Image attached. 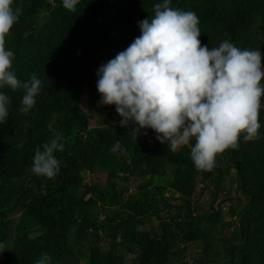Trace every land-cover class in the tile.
Wrapping results in <instances>:
<instances>
[{
	"label": "trees",
	"instance_id": "16d2710c",
	"mask_svg": "<svg viewBox=\"0 0 264 264\" xmlns=\"http://www.w3.org/2000/svg\"><path fill=\"white\" fill-rule=\"evenodd\" d=\"M158 3L80 0L70 12L62 0H14L23 14L6 37L11 71L21 82L35 73L43 87L27 114L19 111L23 89H0L11 100L0 122V243L9 249L0 264H36L43 253L52 264H264V97L259 138L242 134L211 172L195 169L194 141L172 151L151 129L121 127L115 105L98 106L97 69L140 35L138 21L153 17ZM170 7L195 12L202 45L229 40L264 54V0H170ZM56 134L64 145L54 153L58 175H34L35 150ZM94 172L106 173L104 185L85 181ZM198 176L213 188L212 211L203 214L189 200ZM228 178L234 218L223 222L214 203ZM129 182L136 192L126 195ZM153 218L158 223L143 228ZM196 241L198 257L186 260L185 245Z\"/></svg>",
	"mask_w": 264,
	"mask_h": 264
},
{
	"label": "clouds",
	"instance_id": "9594fccd",
	"mask_svg": "<svg viewBox=\"0 0 264 264\" xmlns=\"http://www.w3.org/2000/svg\"><path fill=\"white\" fill-rule=\"evenodd\" d=\"M79 2L62 0V5L74 12ZM13 4L0 0V89H23L19 111L27 114L43 82L35 73L21 82L11 71L14 53L6 48V37L23 14V6ZM199 24L195 12L174 9L170 0L155 4L154 16L138 21L140 35L97 69V103L115 105L121 127L131 121L135 132L151 129L172 151L194 141L195 169L211 172L218 155L238 148L242 134L245 141L259 138L264 54L229 40L214 48L202 45ZM10 103L0 91V122L7 121ZM63 150L62 134H56L35 150L31 172L55 179L60 162L54 153ZM6 250L0 243V258ZM36 264H52V258L43 253Z\"/></svg>",
	"mask_w": 264,
	"mask_h": 264
},
{
	"label": "rangeland",
	"instance_id": "374dc122",
	"mask_svg": "<svg viewBox=\"0 0 264 264\" xmlns=\"http://www.w3.org/2000/svg\"><path fill=\"white\" fill-rule=\"evenodd\" d=\"M85 94V92H84ZM81 106L84 109H87L90 107V101L87 99H83L81 100ZM264 107V104L263 106ZM97 121L96 118H91L90 119V125H96ZM117 147L114 148V150H116ZM233 171V169L231 170ZM89 172V171H87ZM85 181L89 182V181H94L96 182L98 185H104L106 182V173L104 172H94V173H87L86 177H85ZM136 181L138 182L139 180L136 179ZM235 185H233L229 178L228 180L226 179L223 184L221 185L220 191L221 193L217 195V200L215 201L214 205L218 206V208L221 210L222 212V216L220 217L221 221H231V219H233L234 217H231L229 214V207L230 205H234V202L229 201L228 198L229 197H233L236 194V190L234 188ZM213 188H205L202 187L201 184V178L198 176L194 179L193 182V191L191 193V195L189 196V200L192 203H195L197 205L200 206L199 211H197L196 213L198 214H203L206 212H210L212 211L211 207H210V200H211V190ZM211 191V192H210ZM135 191V184H133V182H129V188L126 192L127 194H134ZM169 192V191H168ZM173 203H180L182 202L179 198L176 200H172ZM158 220L153 218L152 221H149L143 228H149L151 227L153 224H157ZM212 228V232L214 233L215 228ZM224 235H228L229 232L232 231L233 225L231 224L230 226H225L224 227ZM216 233V232H215ZM186 251L183 253V256L186 260L191 261L193 258L198 257L200 251H201V246L198 244V241L196 242H192V243H187L186 245ZM82 264H84V261H81Z\"/></svg>",
	"mask_w": 264,
	"mask_h": 264
}]
</instances>
